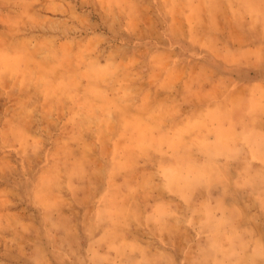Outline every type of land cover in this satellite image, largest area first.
Instances as JSON below:
<instances>
[{
  "label": "rangeland",
  "instance_id": "1",
  "mask_svg": "<svg viewBox=\"0 0 264 264\" xmlns=\"http://www.w3.org/2000/svg\"><path fill=\"white\" fill-rule=\"evenodd\" d=\"M0 264H264V0H0Z\"/></svg>",
  "mask_w": 264,
  "mask_h": 264
}]
</instances>
